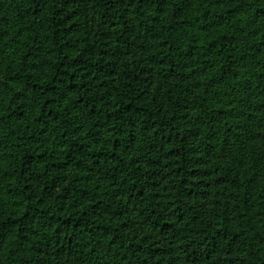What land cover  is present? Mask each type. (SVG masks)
<instances>
[{
    "label": "trees",
    "instance_id": "obj_1",
    "mask_svg": "<svg viewBox=\"0 0 264 264\" xmlns=\"http://www.w3.org/2000/svg\"><path fill=\"white\" fill-rule=\"evenodd\" d=\"M236 1L264 32V0ZM213 3L0 0V264H264L233 9Z\"/></svg>",
    "mask_w": 264,
    "mask_h": 264
},
{
    "label": "rangeland",
    "instance_id": "obj_2",
    "mask_svg": "<svg viewBox=\"0 0 264 264\" xmlns=\"http://www.w3.org/2000/svg\"><path fill=\"white\" fill-rule=\"evenodd\" d=\"M194 1V0H193ZM206 6L207 0H198ZM214 8L219 13L225 12L232 8L231 14L232 24L230 27V35L235 39L234 44L235 58L234 71L235 76L231 81V91L240 100L232 102L227 108L229 114V122L238 134L247 136V144L251 145L254 154L258 158L256 165L258 166L255 174L256 185L264 184V112L260 107V93L264 90V32L261 27L253 23V13L246 12L245 8L237 9L236 0H213ZM228 4L227 7L224 4ZM226 22V16L222 18V25ZM258 29V30H257ZM260 42L261 45H257ZM242 50V52H241ZM243 56V58H241ZM247 62V63H246ZM258 74V75H257ZM188 104L183 109L184 121L191 128H197L195 117L196 110L194 105L195 95L188 94ZM234 100H237L234 98ZM210 103L214 107L220 106V101L217 97H213ZM261 118V119H260ZM76 176V173H71L70 177ZM261 185V186H262ZM111 190L98 188L97 194L103 198L112 195ZM253 196L250 197L252 199ZM112 203L117 206H127V211L124 215L131 220L129 223L132 228H137L138 235L143 237V243L148 246L152 241L149 232L142 229L140 226L141 216L139 212H135L134 204H128L121 198H113ZM127 203V204H126ZM131 229V228H130ZM151 247V246H150Z\"/></svg>",
    "mask_w": 264,
    "mask_h": 264
}]
</instances>
